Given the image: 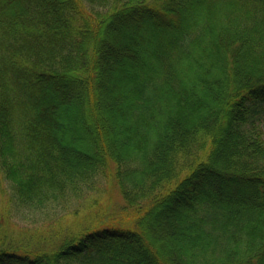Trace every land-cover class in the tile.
<instances>
[{
  "label": "trees",
  "instance_id": "16d2710c",
  "mask_svg": "<svg viewBox=\"0 0 264 264\" xmlns=\"http://www.w3.org/2000/svg\"><path fill=\"white\" fill-rule=\"evenodd\" d=\"M263 121L264 0H0V264H264ZM111 176L131 225L3 229Z\"/></svg>",
  "mask_w": 264,
  "mask_h": 264
},
{
  "label": "rangeland",
  "instance_id": "374dc122",
  "mask_svg": "<svg viewBox=\"0 0 264 264\" xmlns=\"http://www.w3.org/2000/svg\"><path fill=\"white\" fill-rule=\"evenodd\" d=\"M261 126L264 130V121ZM114 180V176L104 178L82 198L60 201L46 208L11 209L10 217L3 220V229L12 233L22 248L54 250L65 237L93 226L131 225L134 216L124 210L126 203Z\"/></svg>",
  "mask_w": 264,
  "mask_h": 264
}]
</instances>
